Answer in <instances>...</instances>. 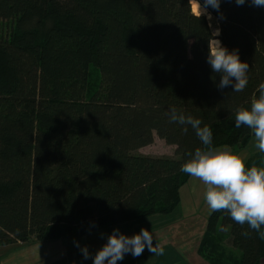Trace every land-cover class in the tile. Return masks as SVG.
<instances>
[{
	"label": "trees",
	"instance_id": "obj_1",
	"mask_svg": "<svg viewBox=\"0 0 264 264\" xmlns=\"http://www.w3.org/2000/svg\"><path fill=\"white\" fill-rule=\"evenodd\" d=\"M207 13L249 64L242 92L217 87L212 29L189 0H0V246L173 211L190 179L180 168L202 144L169 122L172 107L208 125L214 146L249 144L234 109L264 83V8L221 0ZM154 136L174 156L137 152ZM245 161L264 166V153ZM197 252L209 264H260L264 238L210 212Z\"/></svg>",
	"mask_w": 264,
	"mask_h": 264
},
{
	"label": "clouds",
	"instance_id": "obj_2",
	"mask_svg": "<svg viewBox=\"0 0 264 264\" xmlns=\"http://www.w3.org/2000/svg\"><path fill=\"white\" fill-rule=\"evenodd\" d=\"M235 3L238 6L248 3L253 7L264 8V0H235ZM189 4L191 12L198 19L207 15L211 21L207 8L219 11L221 0H203V3L201 0H189ZM220 34V29L216 28L208 39L207 63L214 73L220 74L219 89L232 86L234 92H242L248 84L249 64L241 61L238 49L230 52L222 45L216 38ZM258 92V97L251 100L250 107L239 106L234 109L235 127L250 129L255 147L264 153V83L259 85ZM168 117L170 123L184 126L185 133L190 126L202 144L194 152L187 153L188 159L180 171L205 185L204 199L210 211L224 212L235 223L241 226L247 224L264 238V166H248L240 155L227 146H214L211 128L208 125L201 126L200 119L185 115L175 107L169 110ZM219 230L228 232L229 226ZM242 235L247 237L249 233L245 231ZM153 239L152 232L145 228L132 236L114 229L107 237V242L96 252L93 264H117L124 259L125 254L141 256L145 248L153 254H163V248L159 244L154 245ZM77 247H80L79 244ZM80 250L84 259L90 257L87 246Z\"/></svg>",
	"mask_w": 264,
	"mask_h": 264
},
{
	"label": "crops",
	"instance_id": "obj_3",
	"mask_svg": "<svg viewBox=\"0 0 264 264\" xmlns=\"http://www.w3.org/2000/svg\"><path fill=\"white\" fill-rule=\"evenodd\" d=\"M182 211L179 204L168 214H153L80 234L78 243L80 247L77 248L80 250L83 246H87L90 257L84 259L82 255L75 256L73 260L70 256L66 258L70 263L77 261V264H93L96 252L107 242V237L114 229H119L124 235L132 236L145 228L152 232L153 244H159L163 248V254H153L145 248L141 256L133 257L130 253L125 254L124 259L117 264H209L197 252L203 230L199 234L196 233L193 238L190 230H195L191 226L196 220L193 216H184ZM80 253L82 254L81 250ZM260 264H264V260H261Z\"/></svg>",
	"mask_w": 264,
	"mask_h": 264
},
{
	"label": "rangeland",
	"instance_id": "obj_4",
	"mask_svg": "<svg viewBox=\"0 0 264 264\" xmlns=\"http://www.w3.org/2000/svg\"><path fill=\"white\" fill-rule=\"evenodd\" d=\"M207 16V15H205ZM209 21V19L207 18ZM212 32L217 27V21L211 19ZM213 25V26H212ZM217 38V37H216ZM91 85H96L95 73L92 75ZM93 79L95 83H93ZM94 87V86H93ZM235 153L240 155L244 160L258 151L255 147V139L252 137L249 144L243 148L228 147ZM173 145L166 144L163 140L154 136L151 144L138 149V153L151 156H174ZM198 189V190H197ZM205 185L193 178L182 186L180 189L181 207L184 216H193L196 220L190 230L194 238L196 233L204 231L205 219L211 212L204 199ZM80 235H74L71 238L44 240V241H29L27 243L9 244L0 246V264H77V261L68 262L70 259H75V256H82L77 244L79 243ZM227 250H231L230 247ZM80 253V254H79ZM68 257V258H66ZM73 257V258H72Z\"/></svg>",
	"mask_w": 264,
	"mask_h": 264
},
{
	"label": "bare ground",
	"instance_id": "obj_5",
	"mask_svg": "<svg viewBox=\"0 0 264 264\" xmlns=\"http://www.w3.org/2000/svg\"><path fill=\"white\" fill-rule=\"evenodd\" d=\"M212 17V16H211ZM213 26V25H212ZM217 28V27H216Z\"/></svg>",
	"mask_w": 264,
	"mask_h": 264
}]
</instances>
